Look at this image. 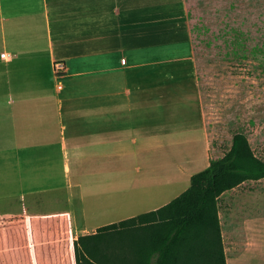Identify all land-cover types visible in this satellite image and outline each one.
I'll use <instances>...</instances> for the list:
<instances>
[{"label":"crops","instance_id":"obj_1","mask_svg":"<svg viewBox=\"0 0 264 264\" xmlns=\"http://www.w3.org/2000/svg\"><path fill=\"white\" fill-rule=\"evenodd\" d=\"M248 1L0 0V216L25 218L28 240L2 264H74L47 219L68 218L75 241L160 208L178 183L144 180L208 166L194 33ZM220 224L227 264H264V217Z\"/></svg>","mask_w":264,"mask_h":264},{"label":"trees","instance_id":"obj_2","mask_svg":"<svg viewBox=\"0 0 264 264\" xmlns=\"http://www.w3.org/2000/svg\"><path fill=\"white\" fill-rule=\"evenodd\" d=\"M261 179L264 159L255 154L244 133L236 132L221 157L210 158L206 168L190 177L185 191L158 209L100 227L75 241L68 218L47 221L63 231L54 237L64 239L61 244L70 248L67 258L74 254V264H227L220 196ZM27 247L25 218L0 216V264L8 255ZM116 248L120 253L113 256Z\"/></svg>","mask_w":264,"mask_h":264},{"label":"rangeland","instance_id":"obj_3","mask_svg":"<svg viewBox=\"0 0 264 264\" xmlns=\"http://www.w3.org/2000/svg\"><path fill=\"white\" fill-rule=\"evenodd\" d=\"M248 9L234 13L224 25H202L194 33V57L207 106L212 109L213 139L210 154L219 158L230 147L236 132L244 133L255 154L264 159V0H249ZM182 147L171 146L170 157L186 156ZM194 167V172L202 166ZM178 183L165 186L162 198L171 201L190 184L186 176L146 179L157 190L161 180ZM154 183V185H153ZM122 182L121 186H128ZM136 186L133 187V189ZM134 192L127 198L133 197ZM124 195H122V198ZM128 203H132L129 201ZM132 212L122 208L121 214ZM219 217L223 227L233 219L264 217V179L248 181L221 195ZM229 264H233L232 258Z\"/></svg>","mask_w":264,"mask_h":264},{"label":"built area","instance_id":"obj_4","mask_svg":"<svg viewBox=\"0 0 264 264\" xmlns=\"http://www.w3.org/2000/svg\"><path fill=\"white\" fill-rule=\"evenodd\" d=\"M0 58H4L7 59L9 58V53L7 52H2L0 53ZM54 73L57 75H59V73H61L64 70V65L62 63L56 62L54 63Z\"/></svg>","mask_w":264,"mask_h":264}]
</instances>
